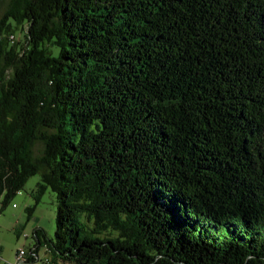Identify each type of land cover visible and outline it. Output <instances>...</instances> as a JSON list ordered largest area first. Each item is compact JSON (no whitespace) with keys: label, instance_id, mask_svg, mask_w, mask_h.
Segmentation results:
<instances>
[{"label":"trees","instance_id":"1","mask_svg":"<svg viewBox=\"0 0 264 264\" xmlns=\"http://www.w3.org/2000/svg\"><path fill=\"white\" fill-rule=\"evenodd\" d=\"M35 176L31 264H264V0H0V214Z\"/></svg>","mask_w":264,"mask_h":264},{"label":"rangeland","instance_id":"2","mask_svg":"<svg viewBox=\"0 0 264 264\" xmlns=\"http://www.w3.org/2000/svg\"><path fill=\"white\" fill-rule=\"evenodd\" d=\"M17 36L21 38L23 35L17 33ZM39 184L40 176L31 177L24 190L0 214V264H17L16 256L21 250L30 253L36 243L34 232L37 229H43L50 240L55 239L59 214L57 196L48 189L37 204L35 198L39 193ZM29 207H35L31 215L28 214ZM50 257L46 246H42L39 251L40 264H47L45 261Z\"/></svg>","mask_w":264,"mask_h":264},{"label":"built area","instance_id":"3","mask_svg":"<svg viewBox=\"0 0 264 264\" xmlns=\"http://www.w3.org/2000/svg\"><path fill=\"white\" fill-rule=\"evenodd\" d=\"M28 256V252L26 250H21L18 255L16 256V262L17 264H28L26 258ZM41 259L39 256H35V262L33 264H40ZM46 263L48 262V259L45 261Z\"/></svg>","mask_w":264,"mask_h":264}]
</instances>
